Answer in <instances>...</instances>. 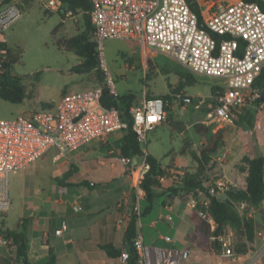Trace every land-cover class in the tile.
Returning a JSON list of instances; mask_svg holds the SVG:
<instances>
[{"label": "built area", "instance_id": "obj_1", "mask_svg": "<svg viewBox=\"0 0 264 264\" xmlns=\"http://www.w3.org/2000/svg\"><path fill=\"white\" fill-rule=\"evenodd\" d=\"M25 1L28 0H0V75L7 61L4 32L22 17L20 5ZM88 1L91 3L97 68L102 73V81L85 90L64 93L52 108L0 119V213L10 208L11 175L38 159L47 149L54 147L58 154H64L127 127L120 111L115 106H103L101 101L104 89L118 96L103 56V42L107 38L136 40L144 48H157L174 57L193 73L223 78L224 87L216 92L213 113L209 115L227 125H234V114L240 113L247 105H255L260 98L254 81L264 71V0H217L213 12L211 1L205 0L204 5L199 4L202 24L187 0ZM60 6L64 7L60 0L47 1L48 8L58 9ZM64 10L66 17L74 16L73 10L66 7ZM166 104L160 96H144L139 105L131 106V126L140 144L146 143L147 132L165 119ZM260 128L261 124L256 123L254 129ZM143 152L139 168H131L130 158H119L128 166L129 173L138 170L136 203L132 208L138 216L139 200L145 196L138 181L150 168L147 153ZM226 158L227 151L224 150L216 160L222 162ZM166 179L177 178L174 175L158 177L161 183ZM230 185L224 177L212 178L206 183V192L199 191L198 197L190 196L185 204L191 208L197 204L207 208L210 198L224 192ZM126 202V198H121L119 204ZM166 207L169 213L165 219L170 221L173 207L171 204ZM199 214L205 217L201 211ZM129 219L130 213H122L115 224L118 228L127 227ZM208 221L212 222V219L208 218ZM62 230L60 228L55 233L61 234ZM256 235L261 243L255 256L264 257V230H258ZM163 239L171 241L168 235ZM1 241L4 245L11 244L10 239ZM134 247L137 251L135 262L131 263L129 251L123 250L119 256L120 264H180L190 255L185 248L145 245L140 234L134 239ZM222 248L225 254L235 255L226 238ZM10 264H16L14 258Z\"/></svg>", "mask_w": 264, "mask_h": 264}, {"label": "rangeland", "instance_id": "obj_2", "mask_svg": "<svg viewBox=\"0 0 264 264\" xmlns=\"http://www.w3.org/2000/svg\"><path fill=\"white\" fill-rule=\"evenodd\" d=\"M47 1L28 0L23 2L20 5L22 17L4 32L6 46L13 50L11 54L15 56V53L20 52V56L17 55L19 58L13 59L16 61L10 65L9 72L19 79L25 89L26 97L20 103L0 98V119H12L17 115H26L41 109L43 103H56L64 93L90 88L98 81L97 76H102L101 72L98 75L94 72H78L75 67L81 63L82 57L72 49L58 46L59 38L69 36L77 31L72 30L66 34H59V28L54 29L59 22V16L56 13L50 14L52 9L47 7ZM213 1L215 3L217 0ZM240 44L242 46L241 40ZM103 56L113 77L119 99L131 96L132 107L139 105L144 96L167 95L166 103L169 106L167 110L165 106V119L160 125L148 131L146 143L140 144L142 149H146L155 156L161 164H167L172 157H181L180 151H196L199 142L204 140L195 129L198 124L225 126L227 130H232L233 135L238 134L237 131L242 133L244 130H250L258 120L264 125V118L249 108L244 113L243 110L236 113V131L231 129L234 126L230 127L223 121L214 119L212 115H209L213 113L215 104V95L212 94V91L222 90L224 79L193 73L177 59L157 48H144L141 43L133 39L107 38L103 42ZM186 77L193 83L185 84ZM181 82L184 84L179 91L181 96L178 98L176 89ZM195 99L196 102H194ZM167 113L169 121H166ZM245 133L247 132H243V134ZM187 143L189 144L187 145ZM183 146L186 151L182 149ZM54 153L55 148L52 147L38 161L37 167L32 172L24 173L18 170L11 175V204L8 210L10 215L19 212L25 200L30 199L29 194L32 197L34 195L43 197L46 199L45 205H48L51 192L43 179L44 175L40 173L44 172V168L50 167ZM191 158L190 155L192 165L182 167L181 171L171 174L177 179H170L168 183L173 180L179 181L182 171H195L197 164ZM189 168L194 169L189 170ZM164 183L167 184L165 181ZM241 183H243L242 176ZM27 188L28 190H26ZM218 196L223 198L225 195L220 192ZM161 200L162 197L154 198L152 207L147 211H145V207L149 206V202L144 198L139 200L142 213L140 222L143 224L142 233L146 239L144 244L148 246L156 245V236L160 233H166L172 239L175 236L174 231H166L160 223L152 228L148 226L151 220L157 219L161 211ZM245 208H248L247 215L250 216L254 209L242 204L239 206L241 212ZM3 215L4 213H0V217ZM196 221V225H198V220ZM186 245L195 248L198 245H204L208 248L209 241L196 229H192L184 234L183 238L174 240L172 246L169 244L163 247L181 249Z\"/></svg>", "mask_w": 264, "mask_h": 264}, {"label": "crops", "instance_id": "obj_3", "mask_svg": "<svg viewBox=\"0 0 264 264\" xmlns=\"http://www.w3.org/2000/svg\"><path fill=\"white\" fill-rule=\"evenodd\" d=\"M197 1L199 4H205V0H202L204 3L201 0ZM64 9L65 7L60 6L58 9H52L50 13H56L59 16L55 30L59 28V34H66L72 30L77 31L74 34H69V36L84 31L83 11L79 10L74 13V16L66 17ZM97 84L98 81L93 86ZM248 108L255 110L264 118V102L245 106L242 109L243 113ZM256 123L261 124L260 129H254ZM256 123L252 125L250 130H244L243 132H247L245 134L237 131L238 134L233 135L232 130H227L225 133L226 147L221 150L227 151V158L222 162L216 160L221 151L214 156L220 166L221 175L219 177H224L235 188L244 185L246 173L239 168L243 156L253 157L256 153L264 156V125L260 120ZM229 126H234L231 129L237 130L236 123ZM122 134L121 131H115L105 138L94 139L88 144L64 154H58V150L55 148L50 167L44 168V172L40 173L44 175L43 179L51 192L48 205H45L46 199L43 197L38 195L32 197L29 194L30 199L25 200L18 213L10 215L7 211L0 217L2 229H19L23 232L28 243V258L31 262L44 258L53 252L57 264H120L119 255L116 257L109 256L103 247L111 244L117 250H127V244L124 241L127 227L118 228L115 223L122 213H130L131 216L133 214L132 208L136 203L135 170L132 174L129 173L128 166L119 160L121 155L116 142ZM202 142L204 140L199 143ZM49 149L21 171L24 173L32 172L37 167L38 161ZM142 150L150 154L146 149ZM183 150L186 151V148ZM180 152L181 157H172L167 164H161L157 161L162 168L171 166L170 173L181 171L182 167H189L192 163L190 160L191 151ZM130 160L131 168H139L143 156L137 155L131 157ZM67 171L71 172V175L64 180L68 185L58 184L54 181V178H61ZM241 176L243 183H241ZM84 180L91 182V185H79ZM168 180L170 179L165 180L167 184L162 183L164 189L171 184L168 183ZM158 197H162L161 211L157 219L151 220L148 226L152 228L160 223L166 231H174L175 236L172 239L170 235L160 233L156 236L157 243L155 246L163 247L169 244L172 246L174 240L183 238L184 234L192 229L198 231L196 211L187 206L186 201L178 196L171 197L170 192ZM121 198H126L127 202L119 204ZM168 204L173 207L172 220L170 221L165 219V215L169 213L166 207ZM151 207L152 203L145 207V211ZM259 207L264 208V199L260 202ZM250 216L261 220L263 225L258 230H264V214H259L253 210ZM60 228H63L61 234H56L55 231ZM142 229L143 224H141L139 216L137 230L145 242ZM165 235L171 238L170 242L163 239ZM3 238L0 234V264H10V260L15 256V246L12 239H10V245H4L1 241ZM226 241L232 242L231 230L226 236ZM260 243L261 241L256 235L254 250L246 254L235 253L234 256L225 254L223 248L215 250L214 248L208 249L204 245H198L196 248L186 245L183 248L188 249L190 255L180 264H264V257L256 258L255 256V250L260 246ZM14 260L16 264H21L15 258Z\"/></svg>", "mask_w": 264, "mask_h": 264}, {"label": "trees", "instance_id": "obj_4", "mask_svg": "<svg viewBox=\"0 0 264 264\" xmlns=\"http://www.w3.org/2000/svg\"><path fill=\"white\" fill-rule=\"evenodd\" d=\"M64 7L73 10L76 13L79 10L83 11V17L85 22V29L81 33L73 36H62L58 39L57 44L65 49L74 50L79 56L82 57L81 63L75 68L78 72H94L96 75L100 72L97 68L98 58L95 51V43L92 41L93 26L91 20V3L88 0H60ZM188 3H194L192 9L198 13L200 24H202V18L199 11V2L197 0H187ZM250 2H257L258 0H245ZM202 3H204L202 1ZM211 11H214V1L211 0ZM57 27V26H56ZM56 27L54 29H56ZM12 49L7 48V61L5 62L3 71L0 75V98L13 103H20L26 97V92L23 85L20 83L16 76L10 74V65L14 63L17 55L20 56V52L15 53L13 56ZM11 57V58H10ZM16 60H13L15 59ZM98 83L102 81V76L98 75ZM185 84L190 85L193 81L189 78H185ZM181 84L177 87L176 91L182 88ZM254 86L260 91V98L256 101L257 104L264 102V71L254 81ZM217 91H212L213 95H216ZM181 96V94H179ZM157 95L152 94L149 97H155ZM165 102L167 101V95H159ZM131 96L123 97L119 99L118 96H113L104 89L101 96L103 106L110 107L115 106L119 111L123 121L128 123L125 129L119 130L123 134L117 140L116 145L120 149V155L123 157L131 158L137 155H142L144 152L140 146V143L136 139L135 132L132 129V117L129 112L131 108ZM125 104H122V103ZM54 106V103H43V109H49ZM166 105V110L168 109ZM169 121V114L167 113V120ZM234 121L237 123L236 114H234ZM195 129L200 137L204 138V142L199 144L195 152H191L193 159L196 161L197 166L194 172H181V179L179 181H172L170 186L163 188L162 183L159 182V176H166L169 178L171 173L169 172L171 166L162 168L157 159L151 154L146 155L147 162L150 168L144 173L143 177L139 179L138 185L145 190L144 198L152 203L154 198L160 195H167L171 193V197L178 196L184 201L188 200V197H198V192H206V183L215 176L218 178L220 174L219 163L214 159V156L218 154L223 148L226 147L225 133L227 128L225 126H213L198 124ZM185 149V146L182 147ZM239 168L245 171V181L243 187L235 188L230 186L225 190L224 197L220 198L218 195L210 198V204L207 208L197 204L194 209L197 214L198 231L209 241L208 249L214 248L220 250L222 248L223 239L226 238L228 232L232 231L231 248L236 254H246L254 250V241L256 239V230L261 227L262 221L253 216H248V208H245L242 212L239 210L241 204H245L247 207H252L259 214H264V208H260L259 204L264 199V156L260 153H256L253 157L247 155L243 156ZM71 175L70 171L64 173L61 178H54L56 183L67 184L65 179ZM138 171L135 170L134 177L137 179ZM81 184L91 185V182L84 180ZM68 185V184H67ZM161 190V192H158ZM202 212L205 217L201 216L199 212ZM139 216L135 213L131 214L127 228L124 234V241L130 246V262L134 263L137 258V251L134 247V239L138 235L137 221ZM208 218L212 219V222L208 221ZM27 220V218H24ZM0 234L6 239H12L15 246L14 258L21 264H57L56 256L53 252H50L46 257L41 258L35 262H31L28 258V243L25 239L23 232L19 229H2L0 227ZM109 256H120L122 251L114 248L113 245H106L103 247Z\"/></svg>", "mask_w": 264, "mask_h": 264}, {"label": "water", "instance_id": "obj_5", "mask_svg": "<svg viewBox=\"0 0 264 264\" xmlns=\"http://www.w3.org/2000/svg\"><path fill=\"white\" fill-rule=\"evenodd\" d=\"M191 6L193 7L194 6V3H191ZM215 37L216 38H218V36L217 35H215ZM185 99H187V98H185ZM197 100L195 99L194 100V102H196ZM126 249H127V251H130L131 249H130V246L127 244V246H126Z\"/></svg>", "mask_w": 264, "mask_h": 264}, {"label": "snow or ice", "instance_id": "obj_6", "mask_svg": "<svg viewBox=\"0 0 264 264\" xmlns=\"http://www.w3.org/2000/svg\"><path fill=\"white\" fill-rule=\"evenodd\" d=\"M151 119V118H150Z\"/></svg>", "mask_w": 264, "mask_h": 264}]
</instances>
